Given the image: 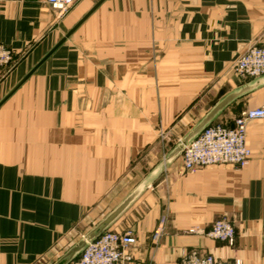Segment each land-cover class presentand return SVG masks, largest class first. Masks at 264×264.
Wrapping results in <instances>:
<instances>
[{
	"label": "crops",
	"instance_id": "1",
	"mask_svg": "<svg viewBox=\"0 0 264 264\" xmlns=\"http://www.w3.org/2000/svg\"><path fill=\"white\" fill-rule=\"evenodd\" d=\"M99 1L59 16L45 0H0V45L14 53L0 102L24 80L0 106V264L71 247L160 161L161 131L239 86L235 61L264 44V0H103L84 19ZM263 106L264 88L218 120ZM246 142L247 167L185 172L177 159L129 207L109 229L134 236L127 264H178L190 249L264 264V120ZM221 218L233 246L205 236Z\"/></svg>",
	"mask_w": 264,
	"mask_h": 264
},
{
	"label": "built area",
	"instance_id": "2",
	"mask_svg": "<svg viewBox=\"0 0 264 264\" xmlns=\"http://www.w3.org/2000/svg\"><path fill=\"white\" fill-rule=\"evenodd\" d=\"M46 3L64 15L76 0H45ZM13 53L0 45V67L12 62ZM237 77L252 80L264 75V44L248 47L234 65ZM264 120V107L246 109L234 120L231 127L213 123L183 151L180 159L185 172H195L204 167L228 165L243 169L250 161L251 152L246 143V129L249 122ZM161 224V223H160ZM162 229L158 225L153 233L152 242H157ZM195 232V231H190ZM205 236L232 246L235 230L225 218L217 219ZM135 238L130 232L117 233L105 231L70 264H127L132 260L129 248L135 245ZM178 264H243L240 260H220L196 249L182 253Z\"/></svg>",
	"mask_w": 264,
	"mask_h": 264
},
{
	"label": "water",
	"instance_id": "3",
	"mask_svg": "<svg viewBox=\"0 0 264 264\" xmlns=\"http://www.w3.org/2000/svg\"><path fill=\"white\" fill-rule=\"evenodd\" d=\"M99 1L86 15L87 18L102 2ZM83 19V20H84ZM82 20V21H83ZM81 21V22H82ZM70 34V33H69ZM69 34L67 36H69ZM61 41L57 46H59ZM56 48V47H55ZM54 50V49H53ZM51 51L45 59L52 53ZM43 59V61L45 60ZM42 61V62H43ZM41 64V63H40ZM39 64V65H40ZM37 65V67L39 66ZM35 67L31 73L37 68ZM30 73V74H31ZM29 76V75H28ZM27 76V77H28ZM26 77V78H27ZM24 81V80H23ZM22 81V82H23ZM21 82V83H22ZM20 83V84H21ZM19 84V85H20ZM18 85V86H19ZM15 87L1 102L0 106L16 90ZM264 88V75L252 79L232 89L218 99L209 110L190 128V130L163 156V158L140 180V182L98 223L89 229L77 242H75L64 254L52 264H70L75 260L89 244L94 242L101 234L110 227L129 209V207L146 191L153 183L182 155L201 132L215 122L218 117L236 101Z\"/></svg>",
	"mask_w": 264,
	"mask_h": 264
},
{
	"label": "rangeland",
	"instance_id": "4",
	"mask_svg": "<svg viewBox=\"0 0 264 264\" xmlns=\"http://www.w3.org/2000/svg\"><path fill=\"white\" fill-rule=\"evenodd\" d=\"M263 45V44H262ZM253 46V45H251ZM257 46H261V45H257ZM250 47V46H249ZM8 49V48H7ZM10 50V49H8ZM11 51V50H10ZM12 52V51H11ZM244 52V51H243ZM13 53V52H12ZM242 54V53H241ZM240 54V55H241ZM240 57V56H239ZM238 57V58H239ZM237 58V59H238ZM237 61V60H236ZM235 61V62H236ZM14 64V53H13V57H12V62L8 65H4V66H1L0 69H4L6 67H9L10 65H13ZM235 65V63H234ZM233 70H234V67H233ZM235 75L237 76L236 72L234 71ZM239 79V82L241 84H244L246 82H248V80H242L240 78ZM250 81V80H249ZM240 84V85H241ZM216 102V99L215 101L213 102H209V103H206L205 101L202 102V104H199V106L197 107L196 109V114H195V117L191 120H188V122L184 125H180V123H177V128L174 129L172 131V134L170 133V136L168 137L166 132H162L160 133V136H159V144H160V149L161 151L159 152V159L161 160L163 158V156L190 130V128L209 110V108H211V106ZM264 107V106H263ZM261 108V107H259ZM246 110V109H245ZM244 111V110H243ZM242 112V111H241ZM236 118V117H235ZM233 118V120L235 119ZM232 120V122H233ZM217 122L216 123H220V124H224V125H227L223 122H221L220 120H216ZM247 143V142H246ZM248 147V146H247ZM167 148H168V151H167ZM163 150V151H162ZM166 150V151H165ZM181 157V156H180ZM180 159V158H179ZM251 159V157H250ZM181 160V159H180ZM240 169V168H239ZM228 220V219H226ZM229 221V220H228ZM230 222V221H229ZM232 224V223H231ZM234 227V226H233ZM235 230V229H234ZM85 231L84 232H81L79 235L76 236L75 240H73V243L76 241H78L83 235H84ZM223 243V242H222ZM72 244V243H71ZM227 245V244H226ZM233 246V245H232ZM70 248V245L69 246H66V247H63L60 249V251L57 253V254H53V256L51 258H47L46 259V262H42L41 264H52L51 262H53L54 260H57L62 254H64L68 249ZM198 250V249H196ZM199 251V250H198ZM236 259V258H234ZM234 259H231V260H225V261H232ZM220 260H223V259H220ZM240 260L243 264H245L241 259H238Z\"/></svg>",
	"mask_w": 264,
	"mask_h": 264
}]
</instances>
